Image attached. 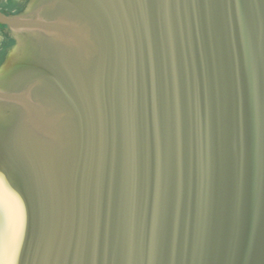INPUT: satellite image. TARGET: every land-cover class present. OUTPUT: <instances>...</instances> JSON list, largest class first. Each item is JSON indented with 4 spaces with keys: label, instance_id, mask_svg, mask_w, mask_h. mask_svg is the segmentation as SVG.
Returning <instances> with one entry per match:
<instances>
[{
    "label": "water",
    "instance_id": "obj_1",
    "mask_svg": "<svg viewBox=\"0 0 264 264\" xmlns=\"http://www.w3.org/2000/svg\"><path fill=\"white\" fill-rule=\"evenodd\" d=\"M0 24V264H264V0Z\"/></svg>",
    "mask_w": 264,
    "mask_h": 264
},
{
    "label": "flooded vegetation",
    "instance_id": "obj_2",
    "mask_svg": "<svg viewBox=\"0 0 264 264\" xmlns=\"http://www.w3.org/2000/svg\"><path fill=\"white\" fill-rule=\"evenodd\" d=\"M32 0H0V12L5 15H17L27 11ZM17 41L13 31L7 26L0 24V73L12 55Z\"/></svg>",
    "mask_w": 264,
    "mask_h": 264
},
{
    "label": "snow or ice",
    "instance_id": "obj_3",
    "mask_svg": "<svg viewBox=\"0 0 264 264\" xmlns=\"http://www.w3.org/2000/svg\"><path fill=\"white\" fill-rule=\"evenodd\" d=\"M3 80L2 79H0V89H3ZM4 96V92L3 91H0V97H3ZM3 121V112L2 111H0V122H2ZM21 228H22V218H21Z\"/></svg>",
    "mask_w": 264,
    "mask_h": 264
}]
</instances>
